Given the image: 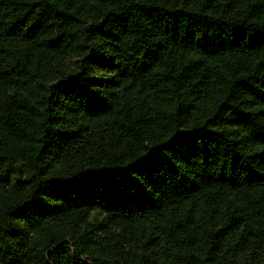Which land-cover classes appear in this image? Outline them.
Returning <instances> with one entry per match:
<instances>
[{
    "label": "trees",
    "instance_id": "obj_1",
    "mask_svg": "<svg viewBox=\"0 0 264 264\" xmlns=\"http://www.w3.org/2000/svg\"><path fill=\"white\" fill-rule=\"evenodd\" d=\"M0 264H264V0H0Z\"/></svg>",
    "mask_w": 264,
    "mask_h": 264
}]
</instances>
